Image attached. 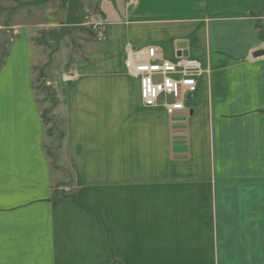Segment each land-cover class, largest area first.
<instances>
[{"label": "crops", "instance_id": "1", "mask_svg": "<svg viewBox=\"0 0 264 264\" xmlns=\"http://www.w3.org/2000/svg\"><path fill=\"white\" fill-rule=\"evenodd\" d=\"M100 10L106 41L54 87L73 194L53 189L26 37L0 69V264H264V0ZM149 46L209 71L172 116L125 67Z\"/></svg>", "mask_w": 264, "mask_h": 264}, {"label": "rangeland", "instance_id": "2", "mask_svg": "<svg viewBox=\"0 0 264 264\" xmlns=\"http://www.w3.org/2000/svg\"><path fill=\"white\" fill-rule=\"evenodd\" d=\"M104 0H0V69L11 44L26 37L33 46L32 87L45 131L44 148L54 174L58 195L73 194L72 175L66 168L65 118L57 108L55 85L73 80L79 62L106 41L105 24L96 22ZM93 25L104 31L99 42ZM68 80H64V79ZM69 186L68 190H65ZM65 188V189H64Z\"/></svg>", "mask_w": 264, "mask_h": 264}, {"label": "built area", "instance_id": "3", "mask_svg": "<svg viewBox=\"0 0 264 264\" xmlns=\"http://www.w3.org/2000/svg\"><path fill=\"white\" fill-rule=\"evenodd\" d=\"M92 29L97 40L103 42L105 36L101 27L93 25ZM125 67L138 82L142 106L153 108L159 105L168 116L184 110V99L196 91L198 77L209 72L189 57L174 61L161 59L154 46L129 49L125 55Z\"/></svg>", "mask_w": 264, "mask_h": 264}, {"label": "water", "instance_id": "4", "mask_svg": "<svg viewBox=\"0 0 264 264\" xmlns=\"http://www.w3.org/2000/svg\"><path fill=\"white\" fill-rule=\"evenodd\" d=\"M260 56H264L263 52H257L253 55L254 58L260 57Z\"/></svg>", "mask_w": 264, "mask_h": 264}]
</instances>
